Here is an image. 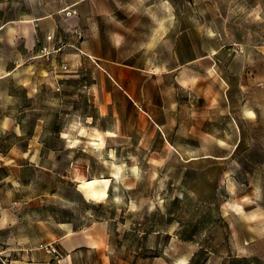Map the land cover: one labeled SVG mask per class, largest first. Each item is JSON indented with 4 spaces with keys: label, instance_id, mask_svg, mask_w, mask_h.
Wrapping results in <instances>:
<instances>
[{
    "label": "rangeland",
    "instance_id": "obj_1",
    "mask_svg": "<svg viewBox=\"0 0 264 264\" xmlns=\"http://www.w3.org/2000/svg\"><path fill=\"white\" fill-rule=\"evenodd\" d=\"M208 1L159 6V58L122 59L140 44L90 40L113 58L119 87L77 54L79 29L63 20L76 0H0V124L11 118L0 126V189L18 200L9 212L21 227L38 239L43 226L55 237L61 222L101 223L105 264H264V0H211L213 12ZM92 5L81 12L95 15ZM43 17L59 24L50 59L38 54ZM94 176L110 177L106 198L78 190ZM60 261L54 252L50 264ZM73 264L102 257L79 251Z\"/></svg>",
    "mask_w": 264,
    "mask_h": 264
},
{
    "label": "crops",
    "instance_id": "obj_2",
    "mask_svg": "<svg viewBox=\"0 0 264 264\" xmlns=\"http://www.w3.org/2000/svg\"><path fill=\"white\" fill-rule=\"evenodd\" d=\"M91 1L92 11L95 13L89 17L81 12V7L87 2ZM96 1L102 2V6L98 9L94 4ZM75 13L70 10L65 11L64 22L68 24H75L78 31L81 33V40L76 44L77 54H84L85 56L95 59V64L108 75L115 84L119 87L121 79L113 72V70L105 62L113 61L112 57L103 55L99 50L89 49L87 43L92 40L106 42L111 45L112 36L120 43H139V55H126L122 59H148L147 55H141L149 49L155 50L156 58H159V40L166 32L161 31L160 24L165 23V19L159 21V6L165 10L172 11L173 7L168 4L167 0H76ZM167 3V4H166ZM189 4L187 7L193 10ZM162 9V10H164ZM205 11L213 12L215 7L212 1L209 0L204 8ZM119 12H135L139 13L128 22L125 23L123 18L117 16ZM41 18L40 16H37ZM40 22L42 29V40L47 33H51L54 39L49 43L45 41L44 44L55 45L60 39L59 24L51 17H43ZM97 21V25H89V21ZM169 20V19H168ZM170 22V21H169ZM167 22L166 27L172 26ZM110 24V26L106 25ZM95 27V30H92ZM57 35V36H56ZM57 39V40H56ZM117 46V45H115ZM98 62H97V61ZM129 69L133 66L125 65ZM61 68V65L59 66ZM138 69V67H134ZM141 69V67H139ZM183 79V78H182ZM185 81V79H183ZM176 82H180V77H176ZM180 84V83H179ZM127 87L125 86V89ZM163 111H159V120L157 124L159 129L163 130L165 127L164 114L166 110H171L173 107L164 105ZM168 108V109H167ZM11 123V118L3 116L0 126L5 128ZM18 129V126H17ZM26 151L22 152V156H26ZM12 158L1 162L2 165L9 164ZM0 180H3L1 178ZM0 251L3 254L0 257V264H50L54 252L61 257L60 263L73 264L75 255L79 251L97 250L102 257V264L108 261V234L103 229L101 223H93L83 228H75L71 222L58 223V228L61 230L55 237H52L51 231L47 232L43 226V236L36 238V233L30 229L29 226L21 227L18 221H15L13 214L9 212L13 201L17 199L5 200L3 197V190L0 189ZM18 203V202H17ZM10 235L11 239H5V235ZM47 247H52L54 252L47 251ZM3 257V258H2Z\"/></svg>",
    "mask_w": 264,
    "mask_h": 264
},
{
    "label": "bare ground",
    "instance_id": "obj_3",
    "mask_svg": "<svg viewBox=\"0 0 264 264\" xmlns=\"http://www.w3.org/2000/svg\"><path fill=\"white\" fill-rule=\"evenodd\" d=\"M249 112L253 113L250 110ZM109 185H110V177L94 176V177L85 178V179L80 180L77 184V188L78 190L82 192L84 197L89 198V199H94V200H100L108 196Z\"/></svg>",
    "mask_w": 264,
    "mask_h": 264
},
{
    "label": "built area",
    "instance_id": "obj_4",
    "mask_svg": "<svg viewBox=\"0 0 264 264\" xmlns=\"http://www.w3.org/2000/svg\"><path fill=\"white\" fill-rule=\"evenodd\" d=\"M70 12L71 13H75V9L72 8L70 9ZM77 33V36L80 37L81 36V33L79 31H76ZM44 39L49 43L50 41H52L54 39V36L51 34V33H47L45 36H44ZM37 41H39V39H37ZM58 42H60V45L57 46V48L54 47V45H49V44H44V45H40L39 49H38V54L39 56H44L45 59H50L51 58V54L60 49V46L62 45L61 43V40H58ZM61 68L62 69H65L66 68V65L65 64H62L61 65ZM59 86L56 85L54 87V90H59ZM17 204L16 201H13L12 203V206H15ZM47 251H51V252H54V249L52 247H47Z\"/></svg>",
    "mask_w": 264,
    "mask_h": 264
}]
</instances>
